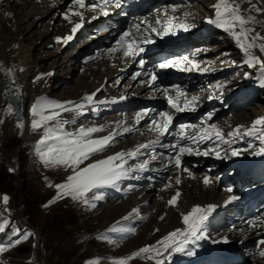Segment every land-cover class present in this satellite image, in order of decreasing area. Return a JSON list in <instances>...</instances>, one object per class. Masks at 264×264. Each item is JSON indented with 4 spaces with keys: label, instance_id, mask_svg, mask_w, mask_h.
<instances>
[{
    "label": "snow or ice",
    "instance_id": "obj_1",
    "mask_svg": "<svg viewBox=\"0 0 264 264\" xmlns=\"http://www.w3.org/2000/svg\"><path fill=\"white\" fill-rule=\"evenodd\" d=\"M126 0H95V3H89L88 0H72V5L82 9L84 11L74 10L72 7L64 13L63 18L72 24V16L80 18L81 22L75 23L72 28V33L74 34L81 26L82 21L84 20V12L99 11L103 15L107 16L109 13L107 8L110 6L121 7L122 3ZM245 2L250 6L247 9L241 7L239 0H218V3L214 5L216 9V19L208 20V23L215 24L217 27H221L224 31L229 32L230 35L235 39L238 47L244 52L246 60L244 63L248 65L249 68L259 66V71L261 73V79L259 81L260 87L264 88V60L253 55L251 49L256 47V41H264V35H261L256 31L252 25L260 24L264 27V21L257 20L256 16L251 14L245 15L246 12H255L257 14H264V7H258L257 4L260 3V0H256L254 3L253 0H245ZM4 0H0V4H3ZM173 11L176 9L173 8ZM7 15H11L7 13ZM96 16H93L92 19H96ZM175 17L169 18L161 29H157L147 20H141V24H146L147 28L150 29L151 33H155L161 37L167 36L169 34L175 35L173 31L174 27L183 28L184 31H188L189 25L180 23L175 24ZM155 24H161L160 20H156ZM238 29V30H237ZM139 34V35H138ZM251 37V39H250ZM73 37L69 35L64 38V43H67ZM61 38H57V42H60ZM153 41L149 38L148 35L144 34L140 30V24H133L131 27L126 29L119 36L116 41V46L109 49L111 54L120 53L121 57L124 59H131L132 62L137 63L141 69H144L143 75L148 76V79L144 83L149 87L154 93H160L163 95L168 103L170 109H174L175 112H183L186 110L195 111V104L198 100V97L192 96L190 99L187 96V93L182 91L179 86L174 89H169L168 87H161L157 82L159 80V75L156 71H153L152 68H146L148 63L142 56V53L145 52V48L142 47V44H150ZM261 52H264V42L259 44ZM197 51H200L199 49ZM139 58V59H137ZM190 63L191 68L184 67V63ZM155 69L165 70L170 68H175L178 71H190L191 69L199 68V65L195 62L188 61L187 57L183 59V62L177 60H165L162 62L155 63L153 65ZM209 69L204 68L203 71L207 72ZM8 74L11 75V69L8 70ZM48 75H51L49 73ZM141 72H136L132 79H136L141 76ZM37 79H42V77H37ZM217 89H221L222 85H216ZM171 91H175V96L170 95ZM223 93L221 92V95ZM181 98H183L181 103ZM212 97H209L211 99ZM123 99V97H122ZM83 100L88 104H92L93 95H86L83 97ZM68 103H73L69 101ZM103 104L105 101H99ZM84 104H76L74 108H66L65 104L58 103L54 101H49L47 99L41 98L36 104L31 108V115L33 117L31 121V128L33 131L41 129L44 125L49 122H55V127H49L46 129V135L39 143L43 148L38 147L37 151L40 156L41 161L46 166L59 167L62 166L66 170L71 169L72 175L67 177L65 183L56 185L57 195L50 201V204H54L57 200L63 199L65 197H70L74 201H81L89 207H96L94 203H89L88 195L92 193V199L102 200L103 193L100 192L101 189L105 188H115L119 190V182L124 179H140L139 175H131L133 172L143 173L148 170V161H142L134 166L128 165L129 159H136L139 155H142L141 149L149 148L152 144H159L161 147L170 148L173 154H170L165 157L164 170L168 171L171 168H175L181 172L188 173L192 178H195L189 167L186 166V162L183 157L193 156V155H203L208 156L212 153L215 154L216 159L227 158V156L222 157L221 153L215 148H210L206 151H199L191 147V144L198 143L204 140H211L215 137L216 140L222 141L223 143L230 144L231 141L224 138L223 132L217 128L215 124L207 125L206 127H199L197 125L190 124H180L178 129H175L173 126L174 115L169 111H160L156 113L150 120V123L147 125L148 130L157 135V139L149 141L146 144H138L133 150L124 152H117L114 155H110L105 159L97 160L93 163L88 164L87 166L81 168L80 165L84 163L85 160L91 158V156L105 151L107 148L112 146V142L115 140L117 135L115 132L110 133L107 136L101 138H92L94 133L103 131V127H80L75 133L64 131V124L67 121L60 120L61 115L59 110L63 111H76L82 110ZM13 111L12 106L8 105L7 113L11 114ZM93 112H96L97 109L93 108ZM153 110L147 109L136 114L135 120L139 124L141 119L147 117L150 112ZM47 113V114H46ZM82 114V112H78ZM38 117V119L36 118ZM211 119V114L207 117ZM74 122V121H73ZM4 123L0 119V124ZM205 121H201L203 125ZM264 126V118L257 119L253 122L250 128L245 131L247 136H256L258 129L257 126ZM18 128L23 129L24 124L18 123ZM242 127V126H241ZM187 129H193L194 134L188 135ZM172 130V131H170ZM132 129L125 128L124 132H130ZM173 135L176 136L175 143L172 144H162L159 137H165ZM229 136H238L240 135V127H237L233 132L228 133ZM259 138H261V143L264 144V129L259 131ZM50 140L56 141L55 144H49ZM188 141V143L182 144L181 141ZM256 155L264 154V147L260 148ZM241 155L240 150H232L231 156ZM127 157V159H126ZM156 156H153L152 159H156ZM171 180V177H169ZM182 181L179 176L175 179V184L179 185ZM202 183L207 188L211 186L213 181L205 176ZM52 187V185H49ZM166 187H172V184L169 183ZM226 192L231 193V188H226ZM181 193L176 191L175 195L168 201V204L172 207H177L178 198ZM239 199L235 195L229 196L226 203H231ZM9 200L8 196L3 197V203L7 204ZM49 205H45L48 207ZM216 205H207L206 207L194 206L187 213H181L182 223L185 225L184 228H177L176 230L169 232L165 235L160 241L157 242V245H148L137 252L132 256L126 259H120L113 261L112 264H128V260L134 259L135 257H144L148 260H154L155 264H165V261L168 264H173V256L179 254L181 256L192 257L196 255V246L198 242L202 239H207L206 231L209 216L215 210ZM134 213H139V209H133ZM128 219V217H125ZM143 219V217H141ZM161 220L164 219L163 216L160 217ZM248 224L252 227H255L254 221H248ZM2 230V229H0ZM112 232L120 233H135L134 228H112ZM33 236V233L28 232L21 239L15 241V244L21 243L22 241H27L29 237ZM101 239H107V237H100ZM223 243H228V238H222ZM264 245V239H261L257 242L259 248L258 254L261 258H264V248L259 246ZM7 248L0 247V252L7 251ZM160 257V258H158ZM89 264H100L97 261H90Z\"/></svg>",
    "mask_w": 264,
    "mask_h": 264
},
{
    "label": "bare ground",
    "instance_id": "obj_2",
    "mask_svg": "<svg viewBox=\"0 0 264 264\" xmlns=\"http://www.w3.org/2000/svg\"><path fill=\"white\" fill-rule=\"evenodd\" d=\"M60 0H55L53 2H47L45 0H4L3 4H0V119L1 117L7 118L11 114L7 113V109L5 104H10L9 94L12 93L14 95V99H17L16 102L21 106V123L24 124V128L22 130V134L27 131V126L32 121L33 117L28 113V107L34 100L35 96L47 93L48 88L46 83H49L43 80H37L36 75L40 72V68L37 65L36 59H31V49L26 46H22V43L19 42L21 40L18 38L16 34L21 31V23L24 21H30L29 28L31 26L36 25L37 23H41L44 31L39 34L40 39L44 41L45 46L53 44V41L57 37H62L65 32L70 28L66 25L63 17L57 13V4ZM191 4L197 3L199 6H203L200 13L207 14V1L208 0H157L154 3V7L156 8L155 14H157V18L161 21V24L156 25V27L161 29L165 26L167 20L169 18L175 17V24L184 23L187 24L186 20L189 22L191 19L193 22L192 25H189V29H192L189 32V36L192 37L194 42L198 44L197 58L195 59V63L199 65V68L191 69L190 71H178L175 69L173 71V80L172 86L175 88L179 86V88L187 93L188 98L190 99L192 96L198 97V100L195 105H197L200 109H204L206 112H211L214 115V119L225 122L227 125L226 130L224 131V138L226 140H230L234 138L233 136H229L228 133L235 130L237 127H241L242 123L240 121L241 116L237 115V112L240 111L239 103L235 106V110L230 108V103L235 98H231V94L233 91H229V88L232 86L233 78L231 75L227 74L225 78H222V72L227 70L229 66H223L221 64L215 65V62L222 63L225 60L228 65V57L222 56V53H219L218 60H212L216 57V54L211 48L210 45L213 44L211 40L213 38L207 36H198L199 25L198 20H195L200 13L194 14L190 13L189 15H184L185 13H181L184 8H181L182 3L190 2ZM241 3V7L244 9L249 8L250 6L245 2V0H239ZM255 3L256 0H253ZM218 3V0L214 1V4L210 5V15L213 19H216V9L214 5ZM258 7H264V0H260V3L257 4ZM176 10L173 11L172 9ZM198 9L194 7L192 11ZM10 13L11 15H7ZM251 14L256 16L257 20L264 21V14H257L255 12H246L245 15ZM87 16L92 19L94 16L91 12H88ZM151 16V14H150ZM149 16V17H150ZM196 17V18H193ZM200 23V22H199ZM28 27V26H27ZM261 35H264V27L260 24L252 25ZM26 29V28H25ZM173 31L182 32L183 28L174 27ZM226 32V31H225ZM229 33V32H226ZM20 36V35H19ZM43 36V37H42ZM213 36V35H212ZM44 38V39H43ZM264 41H256V50L257 55L264 60V55H259V44ZM81 44V43H80ZM207 46V48H203ZM91 48L87 46V50ZM65 51V50H64ZM254 54V53H253ZM54 57L57 60L61 59V63L56 62L52 63L51 66H55L56 68H71L72 70L76 69L77 63L74 60H78L77 56L73 52H66L64 55L62 54V50L59 51L55 49ZM118 57V56H117ZM200 57V59H198ZM212 57V59H211ZM112 58V57H111ZM72 60L74 63H72ZM246 60V56H243V62ZM80 61V59L78 60ZM116 57H113V60H109L105 55L102 59L98 60L96 63L92 65H88L85 67L84 72L80 76V83H74L73 92L75 94L77 91H81L78 96L73 98L66 97L65 101L59 103L67 104L69 101H73L74 99H78L80 95L85 92H89L95 89L102 81V79H107L110 81V78L113 74L117 73L116 67H111L112 63H116ZM81 64V63H80ZM184 67L191 68V64H184ZM80 68V67H79ZM78 68V70H79ZM204 68H208L207 72L203 71ZM256 71L257 77L255 79V83L246 89V93H255L257 89H260L259 81L261 79V73L259 71V66L253 67ZM11 69V75L8 74V70ZM79 72V71H77ZM239 72V71H236ZM235 74V73H234ZM233 74V75H234ZM114 76V75H113ZM10 79V80H8ZM79 82V81H78ZM9 86V87H6ZM216 85H222L221 89H217ZM10 86H15L14 89H11ZM90 87V89H88ZM117 91L129 92V93H140L144 94L145 91L142 90L140 86H134V84L127 82L121 83L116 87ZM238 98H242L244 92ZM221 92L223 93L221 95ZM17 93V94H14ZM173 94H176L175 92ZM209 97H212L209 99ZM44 99L49 100L46 96ZM214 99H218L215 102ZM183 98H181L182 103ZM50 101V100H49ZM56 102V100H51ZM12 104V103H11ZM259 107V106H258ZM232 113V115H231ZM247 114V113H246ZM245 115V114H244ZM13 117V116H12ZM249 117V116H248ZM251 117V116H250ZM38 119V117H36ZM247 118V116H246ZM183 119V118H182ZM258 118L254 117L251 119L249 126L243 129H248L251 127L253 122ZM2 135L0 134V141L5 139L10 132L13 131V125H7L4 123L2 125ZM224 127V126H223ZM17 132V131H16ZM24 137V136H22ZM138 138V135L134 140ZM264 157V154L260 155ZM92 160L88 159L87 161ZM86 161V162H87ZM238 160H235V163L238 164ZM223 165V163H215L213 166L217 167L218 170ZM236 165L233 169H237ZM226 171H220L214 177H211L213 183L209 187H205L202 184V179L197 176V172L193 171V176L195 178L188 179L186 178V174L184 172H178L177 175L180 177L182 183L181 185H176L175 182H168L164 184L159 190L156 189H148L142 190L139 193L135 194L133 197H129L123 204L128 206L126 211H133L136 209L141 202H147L146 206H141L140 210L146 213V210H149L151 214L155 217L154 222L152 223V228L149 229L145 224L142 226V229L139 230L140 233L145 234V243L150 239L152 233L155 231L159 232L162 235H166L169 231L177 228H182L183 224L181 222V213H186L190 210V208L196 204H207L212 202V198H221L222 194L220 192H226V188L233 187V191L239 195V193L248 190V192H252L255 188H258L260 185H256L252 188V184L242 183L235 184L231 178L230 168L226 166ZM210 172V171H209ZM256 175H259V178L264 179V160L261 163L260 170L255 172ZM169 183L172 184V187H166ZM176 191H181V195L178 198L177 207H172L168 204V201L175 195ZM220 191V192H219ZM254 195H258L256 192ZM140 197V198H139ZM114 204V203H112ZM122 206H119L116 210H122ZM109 210L112 211L113 205H109ZM242 210H239V212ZM241 213V212H240ZM163 216L164 219L161 220L160 217ZM244 216L242 215V218ZM161 220L159 223L156 220ZM241 231V232H240ZM253 231H251L252 233ZM226 235L230 242L235 241L234 239L238 235V239L245 233H248L246 227L236 226L233 230L227 229ZM247 240L250 241V237H247ZM127 245V244H126ZM244 254V253H243ZM250 264H264V260H259L253 256L248 257ZM100 264H112L113 260H98Z\"/></svg>",
    "mask_w": 264,
    "mask_h": 264
},
{
    "label": "rangeland",
    "instance_id": "obj_3",
    "mask_svg": "<svg viewBox=\"0 0 264 264\" xmlns=\"http://www.w3.org/2000/svg\"><path fill=\"white\" fill-rule=\"evenodd\" d=\"M214 1L208 0L207 8ZM202 7L199 6V9ZM30 23V21L21 23L20 25L23 29L16 35L21 39L19 42L22 43V46L31 49L30 58L36 59L41 72L54 70L51 77L53 81L49 80V82L54 83L49 86L47 91L51 99L46 97L50 101L54 99L59 103V101L65 100L64 98L66 97L73 98L81 94V91L72 94V87H74L75 82V85L80 83V76L83 71L81 70L78 74L76 70L65 68L64 66L56 68V62L61 63V59L57 60L54 57L55 48L53 46H45L44 41L40 39L39 34L44 31L42 24L37 23L29 28ZM217 37L216 41L220 45L231 47L228 53V63H234L240 57H243V51L238 47L235 39L231 37L228 39L223 34H218ZM251 51L254 53L253 55L259 57L256 47L251 49ZM87 52H90V50L88 49ZM260 54L264 55V52L259 49ZM259 58L262 59L261 57ZM52 63L55 66H51ZM72 63H74L73 60ZM253 69L247 65L236 76L234 75L233 88L252 86L256 78L255 69ZM62 80L66 81V83H63ZM6 87L9 86L6 85ZM10 88L14 89L15 86H10ZM243 100L240 103L247 110L245 112L247 118H243L245 126L250 124L251 119L256 116L264 118V88H260L253 94H247ZM33 102L34 100L28 107V113L30 112L29 108L34 105ZM8 105L10 104H5L6 109ZM251 107L255 108V110L252 109L253 112L246 114ZM237 115H239L238 112ZM12 116L11 114L7 118L1 117L4 123L7 125L11 124L14 128L5 139L0 141V229L10 223V228L15 230L13 236L5 239V242L12 241L15 234H17V237L22 234L24 236L27 234L24 232L25 230L33 233V236L29 237L27 241L16 244L14 247L15 241L9 247L0 244V247L8 249L5 252H0L1 264H89L90 261L101 260V258L105 257H109L112 260L126 259L125 256L131 250L152 243L162 236V234L155 231L145 243V234L138 233L135 238L125 243L121 248L115 247L111 245L110 238L101 239L100 237L103 236L100 233L107 229V226H118L121 220H126L125 217H130L128 213L132 211H126L128 209L127 203L126 206L123 204L124 202L120 204L109 203L106 206H101L97 200L90 197L89 203H94L96 207L87 206L84 208L85 210H83V205H81L80 201L60 199L54 204H50V201L57 195L55 186L64 180L66 171L61 169L60 166H46L43 162V164L40 162L39 154L35 153L37 139L34 140L36 136L37 138L40 137L39 130L33 131L30 122L27 126V131L22 134V130L17 127L21 121L14 120ZM4 123L0 124L1 135ZM50 125H44L43 130ZM53 126H55V122H53ZM243 138L255 148H257V141L261 140L259 136ZM22 150L27 155L23 167L20 166ZM5 171L12 174V178L7 177ZM49 185H52V187H49ZM4 196L9 197L7 204L3 203ZM110 204L113 205L114 210L109 212L107 210H109ZM45 205L49 206L45 207ZM119 206L123 207L122 210H116ZM146 213H149L150 216L145 225L150 229L155 217L149 210H146ZM11 218L14 219L9 220ZM156 221L159 223L161 220ZM141 229L142 227L139 230ZM103 260L108 261L107 259ZM128 264H131V262H128Z\"/></svg>",
    "mask_w": 264,
    "mask_h": 264
},
{
    "label": "trees",
    "instance_id": "obj_4",
    "mask_svg": "<svg viewBox=\"0 0 264 264\" xmlns=\"http://www.w3.org/2000/svg\"><path fill=\"white\" fill-rule=\"evenodd\" d=\"M26 153L24 152V150L21 151V154H20V166L23 167V164H24V160H25V157H26ZM6 173V176L9 177V178H12V174L8 173L7 171H5Z\"/></svg>",
    "mask_w": 264,
    "mask_h": 264
},
{
    "label": "water",
    "instance_id": "obj_5",
    "mask_svg": "<svg viewBox=\"0 0 264 264\" xmlns=\"http://www.w3.org/2000/svg\"><path fill=\"white\" fill-rule=\"evenodd\" d=\"M11 97V95L9 96ZM10 102L15 106V109H16V116L17 117H20V108H19V104L18 103H15V100L14 99H11L10 98ZM18 104V105H17Z\"/></svg>",
    "mask_w": 264,
    "mask_h": 264
}]
</instances>
